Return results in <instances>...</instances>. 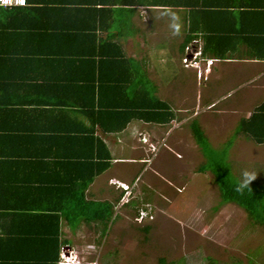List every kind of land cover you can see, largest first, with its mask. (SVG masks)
Listing matches in <instances>:
<instances>
[{"label":"trees","instance_id":"1","mask_svg":"<svg viewBox=\"0 0 264 264\" xmlns=\"http://www.w3.org/2000/svg\"><path fill=\"white\" fill-rule=\"evenodd\" d=\"M140 7L186 8L194 26L186 44L202 34L204 57L229 59L243 45L245 59L264 61V0H26L25 6H0V143L19 150L29 147L33 141L27 134L39 125L44 132L40 142L58 161L54 168L39 169L34 180L14 179L19 189L0 197V215L25 214L34 226L23 234L0 233V264H58L67 244L62 239L63 222L75 231L83 222L106 226L112 220V203L92 201L86 195L95 178L111 166L98 130L116 134L134 121L167 125L175 119L170 104L154 96L153 84L119 43L132 32V17ZM73 87L78 110L89 122L84 127L76 121L82 126L81 143L88 149V159L71 157L88 160L85 168L83 162L74 163L82 175L78 169L67 170L68 158L60 151L65 139L57 136L54 144L49 141L59 134L52 109L64 108V93ZM70 120L60 117L64 131L73 127ZM190 129L207 159L199 170L213 173L220 203L235 204L264 228V178L239 187L242 181L225 170L230 147L214 151L196 119ZM236 133L264 145V100L238 122ZM5 156L0 161L10 171L36 168L24 157L5 162ZM14 199L21 206L11 210L19 211H3ZM157 264L171 263L160 258Z\"/></svg>","mask_w":264,"mask_h":264},{"label":"crops","instance_id":"2","mask_svg":"<svg viewBox=\"0 0 264 264\" xmlns=\"http://www.w3.org/2000/svg\"><path fill=\"white\" fill-rule=\"evenodd\" d=\"M173 17H175V19H173ZM176 17H180L181 20L180 24L178 25L180 34H177L178 36H173L172 34L164 37L161 36L162 33L158 31L157 28H159L165 20H177ZM132 23V32L128 35V37L119 38V43L123 45L127 55L129 57H132L139 64L141 71L145 73L150 82L153 84L154 96L159 98L160 100L166 101L165 99H167L168 96L165 95L166 98H163L159 95L161 94L159 93V91L160 89H162V82L159 80L160 72L157 70L158 67L156 62H158V60H155L158 55L151 56L152 52L159 53L160 56L158 57V59L161 61V58L163 56H166V51L170 48H173L172 51L175 57V61H178L179 57H181V60H183L184 56H186L184 50L188 45H194L195 47H199V49L203 51V47L205 46L203 36L202 34H199L195 40L186 44L188 38L193 35L191 33V28L194 27L193 21H191L190 13L186 8L170 9L159 7H140L136 9L132 17ZM173 29L175 30V28ZM167 32V29H165L164 33ZM164 39L166 41H164ZM171 39H173L175 43L170 44L169 41ZM245 51L246 47L240 45L238 46V51L235 52V54H229V59L219 60L211 56H203L207 60H216V62L209 68V70L211 69V72L209 73V71H207L208 76L206 74L205 80L203 79L204 81H207L208 77L211 78V76H213L212 83H207L209 90L207 91V93H202L204 105L208 108L212 104L213 107H216V105L218 107H222V109H214V111H212L213 113H211L210 115L209 113L207 114V119H209V117L214 119L211 121L210 127L208 126V130L206 128L204 129V127L202 128L203 125L200 124L199 117H195L191 120L189 119V117L185 116V113L184 115H182V110L176 111L167 101L176 115L175 119L170 124L153 125L134 121L130 123L123 132L120 133L104 134L99 130L97 131V136L103 140L109 150L110 156L112 158L111 166L105 172L95 178L94 182L87 190L86 195L87 198L92 201L112 203L114 206V216L106 226L101 222H95L91 224H86L83 222L75 231H72L71 228L66 224V222H63L62 239L67 241V244L61 248L62 251L64 248L72 250L77 249L74 238L72 239V237H75L78 232L81 233L84 226L89 229L94 228V231L91 233H95L96 242H99V244L101 243L103 246L104 241H106L108 238H106V236L109 233L110 228L113 227V225L115 226L116 223L121 222V218L119 217L120 213H123L125 211L123 215L127 216L126 212H128L129 214L134 213L135 211L141 210V208L148 204H150L152 209H158L160 211L162 210L159 207L161 204H163V208L169 207L167 206L168 204H170L167 195L171 196L173 194L172 197L179 195V188L175 183L179 181V179L184 180L189 167L188 164H191V161L194 165L196 163L198 164L196 174H194V179L197 183H194L195 188L200 186L201 183L202 185L207 186V183H209V181L207 180L208 182L205 183L203 176L206 177L205 175H210L211 173L201 172L199 170L202 164H204L203 155L201 151H198L200 150V148L197 145L191 131V136H186L179 132L177 126L180 124L181 126H184V122L186 123L188 120L193 121L196 119L200 127L202 128L207 141L211 142L210 144L214 145L213 147H218L230 137L229 127L231 126V124H228L230 118L226 117H231L237 114L236 108L238 110H242L244 108L247 109V107L251 106V111L246 116L241 117L240 120L242 118H248L251 115L252 111L262 103V101L264 100V86L260 87L259 84L260 82H262V85H264V61L245 59ZM183 69L188 70V72L184 73L186 78L183 80V82H189L190 72L195 73V71H190L189 68H185L184 65ZM205 69L206 65L203 64L201 66V71L203 72ZM153 70L155 71L154 73H152ZM218 74L224 76V78L218 79ZM258 79L259 86L256 85L254 87H250V84L256 83V80ZM194 80L195 75L192 74L191 82H194ZM213 82H216L215 84H222H219L220 86H214L211 85L213 84ZM233 82H243L242 84L246 86H231V84H234ZM170 87L171 86L167 87L166 91ZM64 94L65 97L62 98V105H64L63 107L68 111L59 113L60 109H64L60 108V106H56L52 109L53 117L55 121L58 120L57 123L60 124V126H58L56 122H53L54 129H56L59 134L54 135L49 141L51 144H54L56 142L57 136L63 137L65 140H63L64 144L61 147L60 151L62 157L66 156L68 158V161L65 162L68 166L67 170L70 171L71 169L72 172L73 170L78 169L79 171V165H81L83 162L82 166H86L88 160H79L78 158L72 159L71 157L80 155V157H82L80 159H88L87 157H89V154L88 149H86L85 145L81 143L83 140V136L81 134L82 126L77 125L76 121L79 120L84 124V127H88L89 122L87 117H85L78 110L79 106L77 104L79 99L76 95L77 92L74 90V87L69 88V90H67V92ZM188 94H190V92H188L186 88L182 89L181 91H179V99H186L189 96ZM200 98L201 97L198 96L196 98H191L189 96L188 99L191 102V99H196L199 101ZM83 100L84 99H81L80 97L81 104L83 103ZM213 100H215L216 102H211ZM227 100H232L231 102H233L230 104L231 110L227 108V103L229 102ZM223 101H227L224 106L221 105ZM193 105L194 107L197 106V104ZM60 117L67 120H69L71 117L72 121H69V123L71 122L69 125H72L73 127L69 129V132L64 131L66 126L65 124L59 122ZM223 118L225 121V129H223L224 132L220 133L217 132L214 127H216V125L218 124L217 122L219 120H222ZM73 119H75V121H73ZM135 122L138 123L134 124ZM237 125L234 131L236 135L234 139H237L238 141H241L243 139L253 142L247 137L236 133ZM32 128V131L27 134L33 141H27L28 143L32 142L31 146L28 145L29 147L23 146L24 148H20L19 150V146L13 147L12 144H8L5 141L0 143V158L7 155L3 158L5 162L16 161L15 159L19 160L24 157L28 159L29 162L34 163L35 167L37 168H30L29 170L14 169L10 171L6 166H4V164H1L0 161V197H2L3 194H7L9 191L14 192L13 190L19 189L20 183H18L17 180L13 181L14 179L34 180L36 179V176H39V169H43L48 165H51L54 168V166L56 165L55 163L58 162L55 157L50 158L48 156V150L45 143L40 142V136L44 137V132L41 127L39 125H36ZM222 138L224 140H222L221 143L220 139ZM191 140L194 141L195 144H192L190 142ZM189 145L191 146L189 148V156H191V160L187 159L188 161H186L183 154H179V146L187 147ZM155 146L158 147V149H160L161 151H153L151 148ZM194 148H196L197 153ZM21 150H24V155L22 157ZM99 152V154L101 155V149ZM228 153L226 156V160L231 161L233 153H230L231 159ZM160 154H162V158H160ZM41 157L48 158H46L44 162H42ZM194 158H196L195 163ZM74 163H79V165L75 166ZM246 168L248 167H241L240 169V165L237 162H234L232 170L236 171V173L234 174L232 170L231 172L237 179L242 181L244 170H246ZM63 171L64 170L62 169L61 172L63 173ZM245 172L248 173L247 170ZM79 173L80 175H82V169H80ZM250 176L252 177L251 180H258V178H256L253 174ZM163 177H165V179H163ZM263 178L259 177V179ZM188 179L189 177L187 176L186 180ZM154 180L156 181L154 182ZM123 186H129L130 196L122 189ZM129 198L130 201L127 200ZM133 199H139V203L136 208L130 206ZM158 199H160V202H158ZM20 203L21 202L18 199H14V201H11L7 206L3 207V211H19L11 209H18L15 206H21ZM20 211L27 210L21 208ZM1 213L11 214L0 215V233L6 232V234L8 233L11 235H16V233L20 231L23 234L27 232L28 228L34 227L33 223L28 221V218L25 216V214L14 215L12 214V212ZM122 222L124 224V221ZM117 225L115 226L116 228Z\"/></svg>","mask_w":264,"mask_h":264},{"label":"rangeland","instance_id":"3","mask_svg":"<svg viewBox=\"0 0 264 264\" xmlns=\"http://www.w3.org/2000/svg\"><path fill=\"white\" fill-rule=\"evenodd\" d=\"M176 19L165 20L161 25L162 29L159 25L160 27L157 30L162 33L161 36L164 37L171 34L178 36L180 34L178 25L181 20L180 17H176ZM173 24L176 25L175 30L172 27ZM165 29H167V33H164ZM164 41L166 40L164 39ZM169 42L170 44L175 43L173 39ZM172 50L173 48L168 49L166 56H163L161 61L158 59L159 53L152 52L151 54V56L158 55L155 60H158L156 62L157 70L160 72L159 80L162 82V89L159 91L161 94H158L163 98H166L165 95L168 96L165 100L176 111L182 110V115L185 113V116L189 117V119L192 120L195 117H199L200 124L203 125L202 128L204 127V129L208 130L211 121L214 119L211 117L207 119V114L213 113L214 109H222V107L217 105L213 107V104L209 108L204 105L202 93H207L209 90L207 83H212L213 76L211 78L208 77V80L204 81L205 77L201 78V72L189 68L190 71L193 70L195 73L190 72V81L183 82L186 78L184 73L188 72V70L183 69L181 57H179L178 61H175ZM154 72L153 70L152 73ZM210 72L211 69L209 70ZM192 74L195 75L194 82H191ZM217 77L218 79L224 78L220 74ZM258 81L259 79L256 80V83L250 84V87L256 85L264 86L262 82L259 84ZM215 83L213 82L211 85L220 86L219 84H222ZM233 83L231 86H246L242 84L243 82ZM169 86L171 87L166 91ZM185 88L190 92L188 95L191 98L198 96L201 97L200 100L191 99L190 102L189 96L183 100L179 99V91ZM227 101H229L227 108L231 110L230 104L233 102H231L232 100ZM227 101H223L221 105L224 106ZM211 102L216 101L213 100ZM193 104H197V106L194 107ZM236 110L237 114L226 117L230 118L229 121L227 120L228 124H231L229 127L230 137L224 143H222L224 139H220L222 145L218 147H213L214 145H211L209 141L206 142L216 152H224L230 147L227 150L229 151L230 159V153L233 154L231 161L228 160L227 164H224L226 171L231 172L233 163L237 162L240 165V169L241 167H248L246 170L249 175L253 174L258 179L259 177L263 178L264 146L256 145L248 140L242 139L238 141L234 139L236 137L234 131L238 121L251 111V106L242 110L236 108ZM224 118L219 120L216 127H214L217 132H224ZM191 120L184 122V126L178 125L179 132L186 136H191ZM136 123L138 122L134 124ZM190 142L195 144L192 140ZM190 147V145L187 147L179 146V154H183L186 161L191 160V156H189ZM151 149L153 151H161L156 146ZM194 149L196 151V148ZM198 151L200 152L201 150ZM160 158H162V154H160ZM203 158L205 164L207 159L204 155ZM195 159L194 163L196 162ZM188 166L184 180L179 179L178 183H175L179 188V195H174L175 197H172L173 194L171 196L167 195L170 204L166 205L169 207L163 208V204H161L159 207L162 210L153 209L154 216L141 224L135 221V217L140 210L130 214L126 212L127 216L123 215L125 211L120 213L121 222L115 224V226L118 224L119 227L117 225L116 228L113 225L110 228L106 236L108 238L104 241V248L101 243L96 242L95 233H91L94 228L89 229L84 226L82 232L77 233L78 236L72 237L77 246V249L73 250L78 255L80 263L157 264L160 258H165L171 264H264V228L254 224L245 211L235 204L220 203L219 189L215 185V177L212 172L208 171L211 174L205 175L206 177L203 176L205 183L209 181L207 186L201 183V187L195 188L194 183H197L194 179V174H196L198 164L194 165L191 161ZM246 170H244V173ZM232 172L236 173L234 170ZM187 176L189 177L188 180H186ZM130 198L127 200L130 201ZM158 202H160V199H158ZM138 203L139 199H133L130 206L136 208ZM122 221H124V224Z\"/></svg>","mask_w":264,"mask_h":264},{"label":"built area","instance_id":"4","mask_svg":"<svg viewBox=\"0 0 264 264\" xmlns=\"http://www.w3.org/2000/svg\"><path fill=\"white\" fill-rule=\"evenodd\" d=\"M26 0H0V6L3 7H18L25 6ZM216 62V60L202 58V52L200 49H195L193 46L186 48V56L183 58V64L185 68L196 69L200 72L201 66L206 65L205 73L209 71V68ZM147 219H151L148 211L141 210L136 216V222L142 223ZM67 249H63L65 253ZM77 255L74 251L70 250L68 255L63 254L62 260L59 264H73L79 263Z\"/></svg>","mask_w":264,"mask_h":264},{"label":"clouds","instance_id":"5","mask_svg":"<svg viewBox=\"0 0 264 264\" xmlns=\"http://www.w3.org/2000/svg\"><path fill=\"white\" fill-rule=\"evenodd\" d=\"M173 19H175V17H173ZM172 27L173 28H176V25L175 24H173L172 25ZM191 46H193L195 49H199V47L197 48V47H195L194 45H188L187 47H191ZM186 47V48H187ZM186 48H185V51H184V53L186 54ZM202 52V51H201ZM202 58H204L203 57V55H202ZM182 63H183V60H182ZM184 65V64H183ZM196 70V69H195ZM200 72H201V78H203V76L204 77H206V74L207 73H205V70L202 72L201 70H200ZM208 75V74H207ZM252 179V177L247 173V172H245L244 174H243V179H242V182L240 183V185H239V187H244L245 185H247L248 183H249V181ZM122 189L125 191V192H127L128 193V195L130 196V193H129V191H130V189H129V186H123L122 187ZM141 210H144V211H148L149 212V214H150V216L152 217L153 216V209H152V207L150 206V205H145L143 208H141ZM140 210V211H141ZM136 218V217H135ZM148 220V219H147ZM147 220H145V221H147ZM136 221V220H135ZM141 224V223H140ZM65 249V248H64ZM70 250H72V249H68L65 253L62 251L61 252V256H60V260H59V262H58V264L61 262V260H62V255L63 254H66V255H68V253H69V251ZM72 251H74V250H72ZM75 252V251H74ZM76 254V253H75ZM77 255V254H76ZM78 256V255H77ZM77 259H78V261H79V263H73V264H81L80 263V260H79V258L77 257Z\"/></svg>","mask_w":264,"mask_h":264}]
</instances>
